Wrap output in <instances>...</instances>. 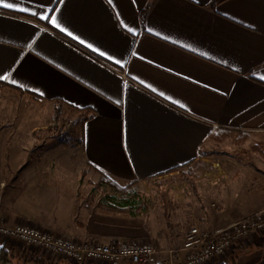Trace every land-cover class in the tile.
I'll list each match as a JSON object with an SVG mask.
<instances>
[{
    "label": "crops",
    "instance_id": "1",
    "mask_svg": "<svg viewBox=\"0 0 264 264\" xmlns=\"http://www.w3.org/2000/svg\"><path fill=\"white\" fill-rule=\"evenodd\" d=\"M0 84V130L19 145L32 146L62 106L78 166L59 173L66 182L84 171L93 183L105 175L146 185L187 169L200 229L264 209V0H0ZM13 121L25 125L16 135ZM1 213L10 225L20 219ZM52 219L48 230L78 241L145 236L119 218L94 215L75 230ZM13 253L11 264H71ZM219 263L264 264V232Z\"/></svg>",
    "mask_w": 264,
    "mask_h": 264
},
{
    "label": "rangeland",
    "instance_id": "2",
    "mask_svg": "<svg viewBox=\"0 0 264 264\" xmlns=\"http://www.w3.org/2000/svg\"><path fill=\"white\" fill-rule=\"evenodd\" d=\"M15 123L13 125L17 127L14 132L16 135L23 131L25 125L17 126ZM46 130V132H35L36 141L32 146L19 145L21 139L18 142L12 139V132L7 128L0 130V208L18 212L17 216L20 217L18 222H29L55 233L47 229V225L53 222V216L57 220L59 215L66 219L71 230H75L76 227H87L94 215L119 218L124 220L125 225L145 235L134 238L150 239L161 254H166L171 249H178L189 227H199L192 220L193 215L197 214L195 206L199 193L195 190V184L198 180L186 178L187 169L166 178L150 180L146 185L137 183L134 185L145 193L143 200L148 206L146 213L138 217L104 215L100 213L96 203L105 193L120 196L121 191L106 186L102 187L103 189L92 187L86 182L85 176L78 177L77 183L74 179L66 182L67 178H61L59 173L70 172L69 170L72 169L70 173L73 174V170L78 169L75 160L71 159L73 150L69 147L75 141L76 134L73 130L67 129L64 123L53 130ZM75 153L73 158H76ZM60 155L65 156L66 162L64 160L60 162ZM205 169L208 168L202 170ZM121 185L123 186L124 183ZM61 190H64L66 195ZM62 195L76 200L77 207L73 213L65 206L61 207L60 201L64 197ZM70 214L72 215L69 217ZM0 216L4 215L1 213ZM201 230L216 232L209 229ZM55 234H63L78 241L68 233ZM11 247L18 253H43L42 250L26 244L13 243ZM160 248L167 250L162 252Z\"/></svg>",
    "mask_w": 264,
    "mask_h": 264
},
{
    "label": "built area",
    "instance_id": "3",
    "mask_svg": "<svg viewBox=\"0 0 264 264\" xmlns=\"http://www.w3.org/2000/svg\"><path fill=\"white\" fill-rule=\"evenodd\" d=\"M264 232V210L209 232L191 226L177 249L161 254L150 239L131 238L109 242L76 241L43 230L32 223L7 224L0 219V239L42 250L71 264H217L248 237Z\"/></svg>",
    "mask_w": 264,
    "mask_h": 264
},
{
    "label": "trees",
    "instance_id": "4",
    "mask_svg": "<svg viewBox=\"0 0 264 264\" xmlns=\"http://www.w3.org/2000/svg\"><path fill=\"white\" fill-rule=\"evenodd\" d=\"M150 4L141 12L140 21L144 22L145 17L147 15ZM0 86H3L0 84ZM13 92L18 95L28 94L31 99L35 101H39V97L35 94L22 91L19 88L14 86H8ZM62 114V106L56 105L54 107L53 116L51 121L47 127L48 130H53L60 126L61 123H65V120L61 118ZM72 123H67V129H71ZM85 176V172H81V177ZM86 182L92 187L95 188H104L110 187L115 189L116 191H121L120 196L111 195L105 193L103 197L96 203L101 214L104 215H118L122 217H138L142 213H146L148 210V206L144 203L145 193L139 191L134 185L136 182L126 183L123 186L121 183L115 182L105 175H102L100 180L96 183L91 182L90 180H86ZM102 188V189H103ZM14 258L13 249H9L8 245H0V264H11L12 259ZM217 264H225V263H217ZM229 264V263H227Z\"/></svg>",
    "mask_w": 264,
    "mask_h": 264
},
{
    "label": "snow or ice",
    "instance_id": "5",
    "mask_svg": "<svg viewBox=\"0 0 264 264\" xmlns=\"http://www.w3.org/2000/svg\"><path fill=\"white\" fill-rule=\"evenodd\" d=\"M6 7H9V8H11V7H13V5L11 4V3H9V4H6L5 5ZM42 19H49L47 16H43V17H41ZM51 22L53 23V24H56L57 23V18L56 17H52L51 18ZM70 34V33H69Z\"/></svg>",
    "mask_w": 264,
    "mask_h": 264
}]
</instances>
